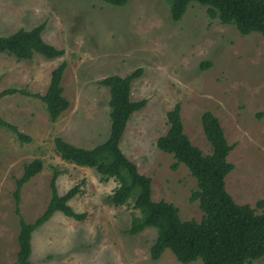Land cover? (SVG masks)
I'll use <instances>...</instances> for the list:
<instances>
[{"label":"rangeland","instance_id":"obj_1","mask_svg":"<svg viewBox=\"0 0 264 264\" xmlns=\"http://www.w3.org/2000/svg\"><path fill=\"white\" fill-rule=\"evenodd\" d=\"M41 24L43 40L64 55L21 62L0 55V93L16 89L44 95L51 72L65 62L61 86L70 107L52 124L38 99L12 95L0 100V118L29 139L0 128V264L16 261L15 181L34 160L42 161L43 169L20 192L25 222L44 213L54 170L60 196L80 186L69 206L87 216L79 222L56 213L32 234L30 264H179L168 250L159 260L150 259L154 229L128 234L132 216L139 214L132 201L121 207L108 203L117 182L101 183L94 170L68 164L54 151L56 137L85 149L107 139L110 94L98 83L109 76L141 70L130 98L147 103L129 119L120 148L151 180L153 201L174 205L181 221L203 217L198 203L190 202L196 181L183 165L172 170L173 157L156 147L168 130L166 113L176 103L185 135L204 155L211 148L201 116L209 111L219 120L234 146L228 157L234 169L225 179L233 201L255 208L264 199V119H256L264 112L262 36L240 35L234 26L211 20L197 3L174 22L164 0H130L123 7L101 0H0V36ZM251 264H264V258Z\"/></svg>","mask_w":264,"mask_h":264},{"label":"trees","instance_id":"obj_2","mask_svg":"<svg viewBox=\"0 0 264 264\" xmlns=\"http://www.w3.org/2000/svg\"><path fill=\"white\" fill-rule=\"evenodd\" d=\"M113 7H123L130 0H101ZM170 10L172 21H179L191 3L206 8L211 20L223 25H232L242 36L259 34L264 38V0H164ZM45 25L31 30L20 29L8 36H0V55L13 57L16 61H30L35 56L55 60L64 55L47 44L42 33ZM66 63L56 66L50 74V81L44 95L30 94L24 90L9 89L0 93V100L6 96L21 95L40 100L49 121L54 124L66 112L70 103L63 96L61 86ZM206 65H202L204 69ZM141 70L125 77L109 76L98 84L109 90V135L107 139L85 149L54 139V151L64 162L79 168L94 170L101 183L110 180L118 187L107 197L113 207H121L132 201L138 216H132L128 234L136 236L146 229L156 231V239L150 247V259L159 260L168 250L179 264H251L264 258V199L255 208L236 204L226 191L225 179L234 167L228 157L234 146L229 145L219 120L209 111L201 116V127L211 148L210 155H204L184 133L180 104L166 113L168 130L156 142V147L175 161L172 170L183 165L196 181L190 202H197L203 217L200 222L181 221L178 209L165 201L152 200L151 180L141 175L120 148V142L131 116L142 110L146 100L133 102L131 84ZM256 119H264V112ZM0 128L14 133L18 139L28 142L15 126L0 118ZM43 169L40 160L24 166L23 175L15 181L13 193L15 214L19 218L17 237L18 253L15 264H30L32 234L46 224L56 213L68 219L83 221L85 213H76L69 202L80 193V186H74L60 196L56 188L59 172L54 170L50 182V200L44 213L33 223L25 222L19 212L20 192L25 184ZM83 183V182H82ZM256 210L262 213L257 214Z\"/></svg>","mask_w":264,"mask_h":264},{"label":"crops","instance_id":"obj_3","mask_svg":"<svg viewBox=\"0 0 264 264\" xmlns=\"http://www.w3.org/2000/svg\"><path fill=\"white\" fill-rule=\"evenodd\" d=\"M87 169V168H86Z\"/></svg>","mask_w":264,"mask_h":264}]
</instances>
